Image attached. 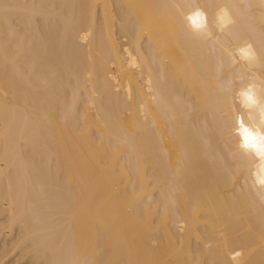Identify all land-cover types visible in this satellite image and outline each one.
<instances>
[{
  "label": "bare ground",
  "instance_id": "6f19581e",
  "mask_svg": "<svg viewBox=\"0 0 264 264\" xmlns=\"http://www.w3.org/2000/svg\"><path fill=\"white\" fill-rule=\"evenodd\" d=\"M261 138L264 0H0V264H264Z\"/></svg>",
  "mask_w": 264,
  "mask_h": 264
},
{
  "label": "clouds",
  "instance_id": "9594fccd",
  "mask_svg": "<svg viewBox=\"0 0 264 264\" xmlns=\"http://www.w3.org/2000/svg\"><path fill=\"white\" fill-rule=\"evenodd\" d=\"M261 139H264V138H261ZM262 149H264V146H262Z\"/></svg>",
  "mask_w": 264,
  "mask_h": 264
},
{
  "label": "snow or ice",
  "instance_id": "6c2138e0",
  "mask_svg": "<svg viewBox=\"0 0 264 264\" xmlns=\"http://www.w3.org/2000/svg\"><path fill=\"white\" fill-rule=\"evenodd\" d=\"M246 143H247V140H246Z\"/></svg>",
  "mask_w": 264,
  "mask_h": 264
}]
</instances>
